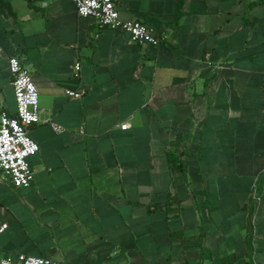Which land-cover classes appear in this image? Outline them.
Segmentation results:
<instances>
[{"label":"crops","instance_id":"obj_1","mask_svg":"<svg viewBox=\"0 0 264 264\" xmlns=\"http://www.w3.org/2000/svg\"><path fill=\"white\" fill-rule=\"evenodd\" d=\"M114 3L162 43L70 0H0V104L15 113L16 56L40 118L30 186L0 176V256L264 264V0Z\"/></svg>","mask_w":264,"mask_h":264},{"label":"built area","instance_id":"obj_2","mask_svg":"<svg viewBox=\"0 0 264 264\" xmlns=\"http://www.w3.org/2000/svg\"><path fill=\"white\" fill-rule=\"evenodd\" d=\"M78 16L92 18L99 27L121 29L129 34L130 40L138 45L158 46L163 35L155 29L137 20H122L115 7L114 0H70ZM8 69L15 99V113L9 115L0 104V176L10 180L16 187H28L33 179L34 170L29 158L39 147L30 137L28 129L40 121L38 91L28 70L16 56L8 58ZM80 65L76 61L73 72L79 75ZM83 89H66L65 94L79 98ZM55 131L61 127L50 122ZM7 223L0 221V233ZM0 264H62L44 256H32L25 253L0 256Z\"/></svg>","mask_w":264,"mask_h":264}]
</instances>
